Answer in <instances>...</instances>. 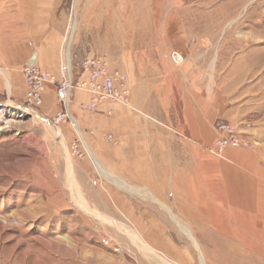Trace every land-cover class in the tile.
Returning a JSON list of instances; mask_svg holds the SVG:
<instances>
[{
    "label": "rangeland",
    "instance_id": "obj_1",
    "mask_svg": "<svg viewBox=\"0 0 264 264\" xmlns=\"http://www.w3.org/2000/svg\"><path fill=\"white\" fill-rule=\"evenodd\" d=\"M239 3L228 24L227 14ZM107 5L116 53L108 59L128 75L133 101L138 84L148 93L160 88L163 75L153 67L163 59L154 50H167L172 63L182 44L204 50V57L193 58V73L204 72L196 79L206 97L204 123L196 122L189 139L182 138L203 157L191 170L176 162L177 169L162 171L154 192L122 176L119 160L99 159L92 150L99 170L81 139L84 155L73 154L59 122L21 98L0 95V264H264V193L257 189L264 187V0ZM159 36L165 42L154 44ZM183 36L190 41L183 43ZM145 101L150 112L172 113V105L158 98ZM214 104L212 120L242 123L251 148L230 149L223 159L208 155ZM160 126L178 137L185 132L175 117Z\"/></svg>",
    "mask_w": 264,
    "mask_h": 264
},
{
    "label": "crops",
    "instance_id": "obj_2",
    "mask_svg": "<svg viewBox=\"0 0 264 264\" xmlns=\"http://www.w3.org/2000/svg\"><path fill=\"white\" fill-rule=\"evenodd\" d=\"M107 3L108 0H77L76 29L70 45L74 78L83 76L80 66L83 59L100 53H106L108 57L116 54L109 36L112 34L110 25L113 21L106 16V7L109 6ZM70 9L71 0H0L1 96L25 101L27 87L22 68L33 56L34 63L41 69L55 74L59 72L61 44ZM122 25H127V21ZM125 34L126 39L120 43L122 54L128 47V36ZM163 38L164 36H159L158 39L153 37L154 44L165 42ZM181 41L184 43L190 39L183 36ZM170 42L175 44L171 37ZM180 46L179 51L173 52L181 58L175 63L168 60L167 50L152 52L155 58L163 59L154 60L156 66L153 67L155 73L163 75L160 88H154L148 93L138 84L135 100H132L134 108L103 102L94 110L81 109L76 102L87 101L90 94L74 90L70 104L72 117L59 122L63 137L71 142L81 139L83 144L85 141L99 159L104 160L106 157L111 161L119 160L122 176L154 192L157 191V179L165 176L162 171L177 169L176 162L189 165L191 170L192 163L203 157L202 151L193 143L188 142L183 146L182 138L184 136L189 139L187 131L196 122L204 123V87L196 84V79H203L204 72L193 73L196 65L193 58L204 57V50L186 49L187 43ZM145 97L158 98L163 106L172 105V113L150 112ZM211 108L208 112L211 110L213 118L209 122L213 126L219 118L213 121L217 105L214 104ZM60 109L55 85L46 84L38 110L51 118ZM172 117L185 130L184 134H179L180 137L162 130L160 126V123L172 122ZM108 135L113 139L109 140ZM230 149L235 148L226 149L219 158H225ZM207 152L209 156H216L208 150ZM116 156L120 158L117 159ZM179 169L183 170L181 167ZM172 175L180 176L176 173Z\"/></svg>",
    "mask_w": 264,
    "mask_h": 264
},
{
    "label": "built area",
    "instance_id": "obj_3",
    "mask_svg": "<svg viewBox=\"0 0 264 264\" xmlns=\"http://www.w3.org/2000/svg\"><path fill=\"white\" fill-rule=\"evenodd\" d=\"M77 0H71V9L66 25L64 38L61 44V63L57 74L41 69L34 64H26L22 68L26 83L25 102L39 106L42 101V92L46 84H54L61 109L52 117L57 124L63 119L71 118L70 104L74 90L90 94L87 101H77L81 109L94 110L100 103L113 102L132 107L131 83L128 75L111 66L108 56L100 53L83 59L80 63L83 76L74 78L70 60V45L76 29ZM109 113L111 111H108ZM215 139L208 147V151L222 157L228 148H251L253 141L245 133L242 123L218 119L213 125ZM107 138L112 140L111 135ZM81 141L71 143L73 154L83 156L80 147Z\"/></svg>",
    "mask_w": 264,
    "mask_h": 264
},
{
    "label": "bare ground",
    "instance_id": "obj_4",
    "mask_svg": "<svg viewBox=\"0 0 264 264\" xmlns=\"http://www.w3.org/2000/svg\"><path fill=\"white\" fill-rule=\"evenodd\" d=\"M239 7H240V3L237 5V7L236 8H233V10L230 12V13H228L227 14V16H226V19L228 18V20H229V23L228 24H231V22L235 19V17H233V15L234 14H236V12L238 11V9H239ZM230 17H232V18H230ZM218 24H220V22H217L216 23V25H218ZM234 31V30H233ZM214 62V61H213ZM84 145H85V149H86V151L88 152V154L91 156V158L93 159V161L96 163V165H97V168L100 170V165H99V163H98V161L95 159V157H94V155L92 154V152H91V150L89 149V147H88V145L86 144V143H84ZM254 186H252V188H253ZM257 189L259 190H261V193L263 194L264 193V187H258L257 186ZM250 190V189H249ZM254 190V189H253ZM251 191V190H250ZM259 192V191H258ZM244 193V192H243ZM251 195V194H250ZM253 195H254V193H253ZM252 195V196H253ZM252 199H254V198H252ZM253 201V200H252ZM250 202V201H249ZM259 203L261 204V207H262V210L264 211V197H261V201H259ZM253 204V203H252ZM261 219H264V218H261ZM263 223H264V221H263ZM219 228V227H218ZM130 232H131V234L135 237V238H137V239H139L140 241H141V238H140V236L139 235H137L134 231H132V230H129ZM187 233H188V235H190V233H189V231L188 230H185ZM228 232V231H227ZM235 235V234H234ZM191 236V235H190ZM192 239V238H191ZM240 241L241 240H239V245L241 244L240 243ZM143 244V243H142ZM235 244H236V242H235ZM245 245V244H244ZM142 247L143 248H145L146 250H149V247H148V245H145V244H143L142 245ZM250 248L251 247H249L248 246V249L250 250ZM261 253V255H262V258L264 259V252H260ZM240 254L243 256V257H245V258H248L247 260H250V261H254V256L250 253V252H240ZM252 264V263H251Z\"/></svg>",
    "mask_w": 264,
    "mask_h": 264
},
{
    "label": "water",
    "instance_id": "obj_5",
    "mask_svg": "<svg viewBox=\"0 0 264 264\" xmlns=\"http://www.w3.org/2000/svg\"><path fill=\"white\" fill-rule=\"evenodd\" d=\"M174 59L176 60V61H180V56L178 55V54H174ZM34 60H35V57L33 56L30 60H29V62L27 63V64H34Z\"/></svg>",
    "mask_w": 264,
    "mask_h": 264
}]
</instances>
